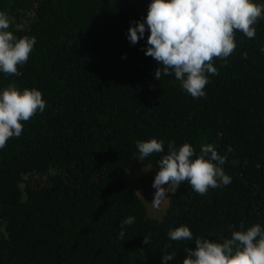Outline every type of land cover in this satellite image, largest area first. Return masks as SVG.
Listing matches in <instances>:
<instances>
[{
	"label": "trees",
	"instance_id": "1",
	"mask_svg": "<svg viewBox=\"0 0 264 264\" xmlns=\"http://www.w3.org/2000/svg\"><path fill=\"white\" fill-rule=\"evenodd\" d=\"M150 3L0 0L9 30L36 38L22 75L0 73V91L36 88L46 101L0 149V264H183L184 249L196 245L171 241L170 228L222 240L241 224L264 227V19L254 39L236 32L235 51L214 61L218 74L193 98L174 74L155 78L148 31L134 45L128 39ZM151 138L165 148L144 159L154 170L169 142L189 143L197 155L212 144L227 156L231 183L202 196L184 182L149 218L124 170L136 141ZM128 216L135 223L122 240ZM164 252L176 254L165 262Z\"/></svg>",
	"mask_w": 264,
	"mask_h": 264
},
{
	"label": "clouds",
	"instance_id": "2",
	"mask_svg": "<svg viewBox=\"0 0 264 264\" xmlns=\"http://www.w3.org/2000/svg\"><path fill=\"white\" fill-rule=\"evenodd\" d=\"M260 19H264V4L254 0H151L146 18L129 27L128 39L134 45L148 31L144 51L158 64L155 78L160 81L162 75L174 74L188 94L200 98L206 95L204 89L209 75L218 74L214 61L220 59L227 63V58L235 51L236 32L254 39L255 24ZM10 27V17L0 11V73L18 77L22 75L19 68L27 63L36 38L17 37ZM20 29L21 26H17V30ZM261 51L264 52V47ZM45 107L42 92L36 88L21 91L10 83L0 91V149L6 147L9 139L20 137L23 122L42 113ZM136 147L141 161L165 151L164 141L157 138L137 140ZM167 147V154L158 160L159 168L152 185L156 189L151 202L153 208L159 209L167 193H175L184 182L202 196L210 188L231 183V176L222 167L227 156L220 155L214 145H201L198 155L189 143L177 148L169 142ZM228 151H232L231 146ZM134 223L133 216L121 222L120 239L125 237V226ZM168 238L177 242L194 241L195 249H184L187 255L183 264H264V227L259 223L246 229L241 224L240 230L222 240L194 237L187 225H180L169 229ZM143 242L148 244L149 237L144 236ZM175 254L164 252L162 259L167 262Z\"/></svg>",
	"mask_w": 264,
	"mask_h": 264
},
{
	"label": "rangeland",
	"instance_id": "3",
	"mask_svg": "<svg viewBox=\"0 0 264 264\" xmlns=\"http://www.w3.org/2000/svg\"><path fill=\"white\" fill-rule=\"evenodd\" d=\"M156 174L157 171L144 160L141 161L138 155H134L130 158L124 170L125 185L133 190L140 198L145 206L147 216L154 219L162 214L168 199L167 197V199L162 202L159 209H155L151 205L156 191L152 186ZM165 187H167V185H165ZM169 194L170 193H167V196H169Z\"/></svg>",
	"mask_w": 264,
	"mask_h": 264
}]
</instances>
